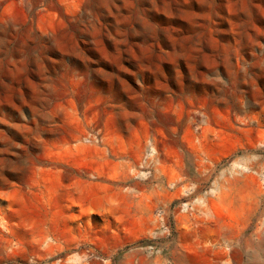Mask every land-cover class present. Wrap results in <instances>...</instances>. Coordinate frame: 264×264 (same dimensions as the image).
Listing matches in <instances>:
<instances>
[{"label":"rangeland","instance_id":"374dc122","mask_svg":"<svg viewBox=\"0 0 264 264\" xmlns=\"http://www.w3.org/2000/svg\"><path fill=\"white\" fill-rule=\"evenodd\" d=\"M0 264H264V0H0Z\"/></svg>","mask_w":264,"mask_h":264}]
</instances>
